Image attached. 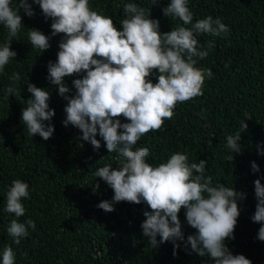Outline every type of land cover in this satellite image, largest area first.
<instances>
[{"label": "trees", "instance_id": "1", "mask_svg": "<svg viewBox=\"0 0 264 264\" xmlns=\"http://www.w3.org/2000/svg\"><path fill=\"white\" fill-rule=\"evenodd\" d=\"M169 2L159 0L152 5V0H89L92 10L110 16L117 27L124 16V4L135 3L160 21L161 32L182 24L179 19L163 16L162 9ZM12 3L15 7L18 0ZM32 7L35 15L31 18L23 9L19 12L23 25L11 43L17 56L0 73V264L5 245L13 248L15 264H212L207 256L191 252L190 246L185 250L183 242H179L176 256L171 242L151 249L140 226L146 219L143 212L147 206L143 203H113L112 212L96 207L104 200L112 202L114 193L94 172L105 165L116 168L118 154L109 153L98 134L101 147L97 151L80 139L79 129L63 126L67 102L46 79L47 64L56 61L63 34L51 37V47L43 53L32 48L28 29L51 36V20H45L38 5ZM188 7L193 23L210 15L229 28L220 36L197 34L205 47L207 42H214L209 55L197 64L210 68L213 76L205 80L203 95L178 103L172 119L142 136L134 150L148 148L146 161L154 166L175 152L186 153L190 162L207 160L205 175L212 177L213 184L223 183L246 193V199L238 202L235 239L225 243L234 255L243 254L252 264H264V241L257 239L261 225L251 220L256 205L254 181L264 177V156L257 154L256 147L259 144L264 149V0H188ZM7 37V30L0 25V44ZM13 72L20 74L19 82L9 79ZM75 78L80 77L64 78L69 95L75 91ZM152 79L155 83V74ZM27 80L51 95L48 103L55 110L51 120L55 131L47 141L28 135L21 121V110L31 97ZM10 84L20 94L6 99L4 89ZM121 122L127 121L121 117ZM238 131L241 153L234 154L226 148V138ZM228 155L234 156L230 163ZM252 161L259 165L258 173L251 170ZM15 179L29 185V197L21 201L25 214L19 218L4 211L7 190ZM13 219H31L36 225L35 230L28 229L29 236L21 238L19 245L7 233ZM179 219L185 238L195 233L187 225L183 209Z\"/></svg>", "mask_w": 264, "mask_h": 264}, {"label": "clouds", "instance_id": "2", "mask_svg": "<svg viewBox=\"0 0 264 264\" xmlns=\"http://www.w3.org/2000/svg\"><path fill=\"white\" fill-rule=\"evenodd\" d=\"M158 2L152 0V5ZM33 4L39 6L46 21L51 20V36L35 28L28 29L32 48L43 53L51 47V37L63 34L56 61L48 62L46 76L67 102L63 126L79 129L80 139L97 151L101 147L98 134L108 152L118 154L116 168L105 165L94 172L114 193L112 202L104 200L96 207L112 212L113 203L145 204L146 219L140 226L153 250L171 242L176 256L181 247L179 242H183L185 250L190 246L191 252L207 256L212 264H252L245 255H234L225 243L235 239L240 216L238 202L246 199V193L223 183L213 184L212 177L205 175L207 160L190 162L186 153L175 152L166 162L154 166L146 161L148 148L134 150L142 136L159 130L165 120L172 119L178 103L203 95L205 80L211 79L213 73L197 64L209 55L208 49L214 47V42H207L205 47L197 34L220 36L228 33L229 28L220 18L213 19L210 15L193 23L188 0H170L163 7V16L182 22L167 32L160 31V21L151 18L150 11L145 12L135 3L124 4V16L117 27L110 16L92 10L89 0H31V3L18 0L15 7L12 0H0V25L8 32L7 41L0 44V73L17 56L11 43L23 25L19 12L23 9L25 15L33 17ZM72 76L80 78L72 80L75 91L69 95L71 90L64 78ZM9 79L19 82L21 76L13 72ZM25 83L31 97L21 110V121L28 135H39L47 141L55 131L51 123L55 110L48 103L51 95L28 80ZM4 91L6 99L20 94L11 84ZM121 117L127 122L122 123ZM247 127L246 122L242 123L245 131ZM240 139L239 131L234 136L228 135L226 148L240 154ZM256 147L257 154L264 156V149L259 144ZM226 160L230 163L234 156L228 155ZM251 170L260 171L255 161L251 162ZM261 179L264 177L254 181L256 205L251 220L261 225L257 239L264 241ZM95 187L98 189L99 184ZM28 188L22 180H13L6 193L4 211L22 217L25 208L21 201L29 197ZM182 209L187 225L196 230L187 238L179 219ZM35 227L31 219L25 222L13 219L7 233L19 245L21 238L29 236L28 229ZM15 255L13 248L5 245L2 264H15Z\"/></svg>", "mask_w": 264, "mask_h": 264}]
</instances>
